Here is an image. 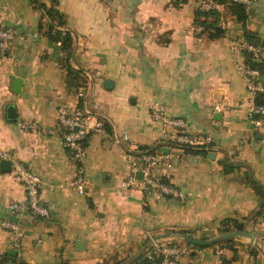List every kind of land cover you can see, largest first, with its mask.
Listing matches in <instances>:
<instances>
[{
    "label": "crops",
    "instance_id": "crops-1",
    "mask_svg": "<svg viewBox=\"0 0 264 264\" xmlns=\"http://www.w3.org/2000/svg\"><path fill=\"white\" fill-rule=\"evenodd\" d=\"M173 1L60 0L74 35L71 63L86 75L79 87L85 93L81 104L92 122L101 118L109 124L88 136L80 192L58 114L61 105L80 103L79 88L68 87L58 44L39 30L42 10L30 0H0V23L16 31L0 62V149L41 176V197L51 211L49 217L16 216L14 204L25 201L24 187L12 170L0 168V223L15 218L23 230L16 249L13 233L0 224V256L18 254L30 264H57L62 258L75 264H127L175 240L186 247L178 255L182 264H223L224 258L264 264V219L248 223L257 230L254 244L236 236V251L227 243L196 247L177 231L211 237L225 218L244 220L259 207L262 196L252 179L264 187V115L247 112L251 93L240 64L252 65L233 41L246 40L243 22L220 5L227 31L209 39L194 29L199 0ZM247 11L246 26L261 39L254 55L264 62V0H252ZM17 77L23 80L19 92L12 86ZM107 79L112 87L105 85ZM10 104L15 120L8 118ZM170 118L183 119L182 129L193 136H210L209 152L215 156L162 143L159 149L169 148L170 164L162 162L156 170L173 191L146 193L138 184L124 188L121 182L131 170L128 147L115 132L127 130L131 148L153 147L180 128ZM30 121L37 126L25 127ZM222 161L235 169L225 172Z\"/></svg>",
    "mask_w": 264,
    "mask_h": 264
},
{
    "label": "built area",
    "instance_id": "built-area-1",
    "mask_svg": "<svg viewBox=\"0 0 264 264\" xmlns=\"http://www.w3.org/2000/svg\"><path fill=\"white\" fill-rule=\"evenodd\" d=\"M240 1L248 5L252 0ZM211 5H214L212 1L205 2L203 7L207 8ZM221 24L223 27L227 28V21L223 16L221 17ZM195 29L200 31L201 26L196 25ZM15 35L16 31L13 27L0 23V62L8 56ZM233 41L237 43L242 50L248 49L254 53L260 50L259 46L248 40L233 39ZM240 68L246 76L247 88L251 93L247 105L248 115L250 117L264 115V102H258L256 100L257 94L264 91V82L261 79L260 70L257 67L246 64H240ZM84 94L83 89L79 88L78 95L83 97ZM58 114L63 145L71 153L72 159L77 164L73 183L80 192H84L83 183L85 179V167L83 159L86 155V141L92 131L105 130V122L101 118L92 122V113L86 110L82 104H76L74 106L61 105ZM168 121L180 128L171 133H166V136L161 142L163 144L183 147L185 145L207 146L211 142L210 136L199 138L185 132L184 129H182V127L185 126V122L181 118H170ZM24 126L34 128L37 125L35 122L30 121L24 123ZM50 131L53 130L51 129ZM114 137L118 142L128 147L127 157L131 170L121 182L124 188H129L138 184L146 193L159 190L164 194H168L173 191L172 185L164 181L156 170L157 166L162 162H168V164H170V154L168 152H164L161 149L141 151L138 148H131L130 136L125 129L117 130ZM0 157L12 161V174L24 187L25 201L16 202L14 204L15 215L20 216L24 212H29L37 217H49L51 213L50 207L41 197V176L23 161L16 159L13 153L8 149H0ZM138 171L143 172L142 178L137 177ZM0 224L13 233L12 245L14 248L19 249L22 245L23 237L20 221L15 218H5L1 220ZM161 251L164 258L160 262L153 260L155 254L149 252L148 257L150 261L143 263L135 262L133 264H182L178 255L184 253L186 247L182 245H163Z\"/></svg>",
    "mask_w": 264,
    "mask_h": 264
},
{
    "label": "trees",
    "instance_id": "trees-1",
    "mask_svg": "<svg viewBox=\"0 0 264 264\" xmlns=\"http://www.w3.org/2000/svg\"><path fill=\"white\" fill-rule=\"evenodd\" d=\"M180 1H186V0H174V3H179ZM212 1L214 5H211L210 7H203V4L205 2ZM30 3L36 7L40 8L42 10V14L40 16L39 20V30L42 31L50 40V42L54 44H58V54H59V60L61 65L66 69L67 75H66V81L67 85L70 89L75 88L78 89L81 85L85 82V73L83 69L74 67L71 63V56L74 50V35L73 33L67 28V18L65 11L60 7V0H30ZM220 5H224L226 9L233 14L236 19L243 22L245 26V36L246 40L253 42L255 45L259 46L261 48V39L259 35L252 30H250L246 26V21L248 18V11H247V5L240 1V0H199V3L195 9V15H194V24L200 25L201 30L197 31L195 28V32L198 35L206 34V36L209 39H215L218 38L224 34H226V27H223L221 24V17L222 11L220 10ZM246 54V60L248 63H250L252 66L259 68L262 73L264 74V62L263 59L259 61V58L261 59L262 56L258 55L255 56L254 52L248 49H243ZM264 82V79H263ZM83 98L80 97V105L82 103ZM256 100L258 102H264V91L259 92L257 94ZM105 127L109 128V124L105 123ZM212 142H210L207 146H194V145H185L184 150L186 152H196V153H203L208 154L209 151L212 149ZM163 144L160 142L156 144V146H149V145H140L138 148L141 151L146 150H154L159 149L160 146ZM223 170L225 172H230L235 169V165L232 163L222 161ZM161 178L170 183L169 179L165 176H161ZM171 184V183H170ZM252 185L253 187L261 194L262 200L260 201V205L257 209H255L250 215L246 216L244 220H239L237 217H227L225 218L221 226L218 228V234L229 232L232 230H246L248 229V223L254 224L260 219H264V187L261 185L255 178L252 179ZM182 235H191V233L188 232V230L180 229L177 230ZM189 244L191 242L187 241ZM238 242V239L236 236H230L227 238H224L222 240H219L213 244L210 245H220L227 243L232 249L236 251V247L234 246L235 243ZM166 245H179L176 243L175 240L169 241ZM196 247H205L207 245L202 244H194ZM162 245L159 244L158 246H153L150 253H154V259L157 262H160L163 260L164 255L161 251ZM253 251H257V246L254 245L252 247ZM237 255L235 254L233 258H236ZM150 261L148 254H145L142 256L137 263H143ZM2 263H9V264H30L25 259L21 258L18 254L12 255L9 252L6 254L0 256V264ZM57 264H75L70 262L69 260L62 258V260ZM223 264H232V259H223Z\"/></svg>",
    "mask_w": 264,
    "mask_h": 264
},
{
    "label": "water",
    "instance_id": "water-1",
    "mask_svg": "<svg viewBox=\"0 0 264 264\" xmlns=\"http://www.w3.org/2000/svg\"><path fill=\"white\" fill-rule=\"evenodd\" d=\"M22 78L21 77H17L14 79L13 82V89L16 92H19L21 90V86H22ZM105 85L107 87H112L113 85V80L112 79H107L105 81ZM8 118L9 119H13L15 120L17 118V112H16V108L14 105H8ZM169 148L168 147H164V152H168ZM210 156H215V152L211 151L209 152ZM0 168L2 171H10L12 168V161L10 159L7 158H2L0 160ZM143 176V172L142 171H138L137 172V177L138 178H142ZM256 235H257V230L256 229H246V230H232L229 232H225V233H220L211 237H194L191 235H183V237L191 242V243H195V244H202V245H208V244H213L219 240H222L224 238L230 237V236H239V237H245L249 239V243L250 244H254L256 241ZM151 248V247H150ZM149 248V249H150ZM149 249L146 250L149 251ZM14 252H17V250H14ZM143 255V253L139 254L138 256L134 257L133 259H131L127 264H133L135 262H137L140 257Z\"/></svg>",
    "mask_w": 264,
    "mask_h": 264
}]
</instances>
